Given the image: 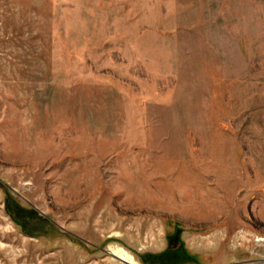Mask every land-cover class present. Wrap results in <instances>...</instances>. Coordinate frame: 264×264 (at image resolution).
<instances>
[{"label":"rangeland","instance_id":"374dc122","mask_svg":"<svg viewBox=\"0 0 264 264\" xmlns=\"http://www.w3.org/2000/svg\"><path fill=\"white\" fill-rule=\"evenodd\" d=\"M0 264H264V0H0Z\"/></svg>","mask_w":264,"mask_h":264},{"label":"water","instance_id":"95a60500","mask_svg":"<svg viewBox=\"0 0 264 264\" xmlns=\"http://www.w3.org/2000/svg\"><path fill=\"white\" fill-rule=\"evenodd\" d=\"M122 262H125V261H123V260H121ZM126 263V262H125Z\"/></svg>","mask_w":264,"mask_h":264}]
</instances>
